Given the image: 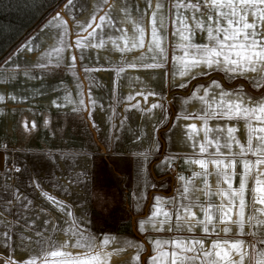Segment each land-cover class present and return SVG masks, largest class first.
Returning a JSON list of instances; mask_svg holds the SVG:
<instances>
[{
    "label": "crops",
    "instance_id": "0c3cea01",
    "mask_svg": "<svg viewBox=\"0 0 264 264\" xmlns=\"http://www.w3.org/2000/svg\"><path fill=\"white\" fill-rule=\"evenodd\" d=\"M145 8V0H72L71 4L65 0L0 62V239L9 240L4 233L11 236L18 221L39 225L35 227L41 231V247L57 245L73 232L101 240L107 235L114 238L108 250H120L109 264H148L145 255L151 254L153 239L189 235L144 232L140 222L151 215L157 196L169 201L162 208L173 210L171 199H178L183 184L180 177H192L199 170L190 161L209 158L213 148L207 141L216 138V129L234 123L211 118L205 126L198 119L205 108L199 99L204 93L198 89L216 95L220 90L211 86L215 80L227 92L242 90L258 98L240 81L257 89L250 80L230 78L223 71L209 70L191 79L180 76L172 59L181 54L179 37L173 38L170 19L166 61L151 59L156 53L145 49L122 52L115 47L109 37L117 39L121 29L130 36L133 21L147 25L146 42H150ZM57 13L68 21L66 26L53 20ZM105 13L102 27L82 30L94 15ZM109 17L114 24L108 23ZM78 38L81 45L90 46L76 47ZM201 38L197 32L194 42L202 43ZM100 40L104 46L95 47ZM153 63L162 66H144ZM119 68L124 70L118 72ZM214 74L222 75L225 83L214 76L197 81L189 90L192 82ZM205 127L210 129L206 138ZM235 135L242 138L244 130ZM202 143L207 148L203 154ZM171 162L176 163L178 183ZM134 219L138 235L124 231ZM253 231L246 227L244 235L229 238L259 249L264 235L248 234ZM137 244H143V250Z\"/></svg>",
    "mask_w": 264,
    "mask_h": 264
},
{
    "label": "snow or ice",
    "instance_id": "6c2138e0",
    "mask_svg": "<svg viewBox=\"0 0 264 264\" xmlns=\"http://www.w3.org/2000/svg\"><path fill=\"white\" fill-rule=\"evenodd\" d=\"M71 2L68 0L69 4ZM145 4V14L151 23L150 42H146L147 25L140 26L133 21L135 26L130 36L121 29L122 35L117 39L109 37L115 47L122 52L145 49L156 53L151 59L158 56L166 61V20L170 19L172 36L179 37L177 46L181 54L173 55L172 59L174 67L179 65L180 76L191 79L197 74L207 75L209 70L223 71L230 78L250 80L258 97L253 98L242 90L227 92L215 80L211 86L220 90L216 95H210L203 87L198 89L204 93L199 99L205 105L198 119L205 126L211 118L234 123L216 129V138L207 141L208 147L213 148L209 158L190 161L198 165L199 170L194 171L192 177H180L183 184L177 190L178 199H171L172 211L160 206L169 201L155 197L151 215L140 222L141 231L189 235L173 236L166 241L153 239L151 254L146 253L145 259L148 264H246V260L248 264H264V239L258 241L262 247L257 249L256 244L229 238L244 235L246 227L255 229L248 233L250 235H264V0H145ZM106 15H94L87 28L81 25L82 30L95 31L102 27ZM97 19L100 24L95 23ZM53 20L68 24L59 13ZM108 23L115 22L109 17ZM197 32L202 34L204 42H194ZM75 46L90 45H81L78 38ZM103 46L104 40L95 45ZM54 51L58 54L60 50ZM72 59L75 61L76 57ZM128 66L136 67V64ZM123 70L117 69L118 72ZM179 86L184 87V84ZM191 127L195 129L196 125ZM241 128L244 135L238 138L235 133ZM208 131L210 129L205 127V138ZM199 151L207 152L203 143ZM4 235L10 239L7 232ZM112 239L107 235L101 240L83 231L73 232L57 245H49L42 254L21 262L8 260L4 264H109L120 251L115 247L108 250ZM136 247L143 250L144 246L137 244ZM136 259L139 260V255Z\"/></svg>",
    "mask_w": 264,
    "mask_h": 264
},
{
    "label": "trees",
    "instance_id": "16d2710c",
    "mask_svg": "<svg viewBox=\"0 0 264 264\" xmlns=\"http://www.w3.org/2000/svg\"><path fill=\"white\" fill-rule=\"evenodd\" d=\"M65 0H0V62ZM124 231L137 234L135 219Z\"/></svg>",
    "mask_w": 264,
    "mask_h": 264
},
{
    "label": "rangeland",
    "instance_id": "374dc122",
    "mask_svg": "<svg viewBox=\"0 0 264 264\" xmlns=\"http://www.w3.org/2000/svg\"><path fill=\"white\" fill-rule=\"evenodd\" d=\"M35 216L38 218L37 215ZM35 226L39 225L22 224L18 221L17 229L10 233V239H0V264H4L8 260L21 262L29 259L32 255L42 254L44 250H47L48 247L40 246L41 231Z\"/></svg>",
    "mask_w": 264,
    "mask_h": 264
},
{
    "label": "water",
    "instance_id": "95a60500",
    "mask_svg": "<svg viewBox=\"0 0 264 264\" xmlns=\"http://www.w3.org/2000/svg\"><path fill=\"white\" fill-rule=\"evenodd\" d=\"M214 76L219 77V78L225 83V80H224V78H223L222 75H220V74H214V75L209 76V77H207V78H205V79H200V80H196V81L192 82L191 86L189 87V90H191V88L193 87V85H194L197 81H206V80L211 79V78L214 77ZM240 83H242V84H244L245 86H247V88H248L251 92H253V93H256V92H257V91L251 90V88L249 87V85H248L246 82H244V81H240ZM236 84H237V83H235V84H233V85H228V84H226V85H228V86H234V85H236ZM189 90H188V91H189ZM188 91H186V92H182V93H188Z\"/></svg>",
    "mask_w": 264,
    "mask_h": 264
},
{
    "label": "built area",
    "instance_id": "2783aa9c",
    "mask_svg": "<svg viewBox=\"0 0 264 264\" xmlns=\"http://www.w3.org/2000/svg\"><path fill=\"white\" fill-rule=\"evenodd\" d=\"M170 170L175 177L176 183H178L179 178H178L177 173H176V163L175 162L170 163Z\"/></svg>",
    "mask_w": 264,
    "mask_h": 264
}]
</instances>
